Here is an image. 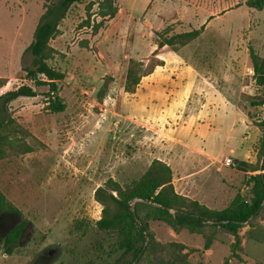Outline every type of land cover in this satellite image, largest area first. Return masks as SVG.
<instances>
[{"label":"rangeland","instance_id":"rangeland-1","mask_svg":"<svg viewBox=\"0 0 264 264\" xmlns=\"http://www.w3.org/2000/svg\"><path fill=\"white\" fill-rule=\"evenodd\" d=\"M60 1L0 0V86L7 84L9 89H15L23 84L33 85L24 71L32 59L26 49L47 9ZM99 1L83 0L74 4L60 21V34L51 42L60 51L51 65L69 78L58 83L65 111L51 113L47 110L49 87L43 86L37 88L35 98L29 97L13 106V111H8L9 117L7 113L0 114V120H7L27 106L39 116L33 131L29 127L33 136L27 141L35 148L29 153L34 156L26 160L29 166L26 167L27 162L22 158L19 160L20 156L0 161L2 190L23 212L12 218L11 226L26 218L31 220L14 252L0 253V264H31L36 253L50 246H55L57 253L46 264H108L114 259L106 251L111 240L95 226L102 211V206L94 199L97 185H103L108 178L128 185L165 153L185 155L187 151L183 146L164 134L169 132L174 139L182 140L189 136L179 135L174 130H164L161 134L152 126L154 122L146 127L131 120L132 116L139 115V104L125 93L126 69L130 59L145 60L152 55L156 32L167 26L172 33L193 27L200 31L205 27L183 52L198 70L213 77L217 90H221L220 86L224 88L229 101L235 98L233 90L241 82L249 83L245 72L252 80L255 77V72L252 76L247 70L251 67L249 48L264 56V48H256L258 44L254 42L264 37V9L256 11L247 7V0H222L216 9L209 10L219 11L220 6L235 8L212 19L202 12L196 20L198 25L185 19L164 28L157 19L156 0H117V6L122 9L119 16L104 20L95 31L94 26L102 21L97 15ZM192 4L197 6L199 2L193 0ZM103 88L107 89L106 95L99 100L98 93ZM205 88L192 96L189 109L201 110L205 122L210 124L204 142L200 138L196 140L220 162L203 171L201 165L187 163L181 168V176L190 175L184 178L189 195L176 191L210 208L223 209L238 193L251 198L248 180L252 174H244L224 161L227 157L235 162L246 160L240 152L244 146V151L249 153L257 144L261 135L257 125L264 120L261 119L264 106L250 108L249 113L243 108L236 112L230 104L220 100L216 89ZM239 97L243 105L251 106L248 95ZM31 114L29 110V121L26 114L12 118L24 129L31 123ZM234 147H238L237 152L233 151ZM11 164L16 167L10 168L8 175L6 169ZM166 228L171 229L159 222L151 223L158 241H175L170 237L158 238L166 236ZM6 229V224L1 226L0 235H4ZM181 233L182 240L193 246L203 245L201 236ZM228 237L229 234L222 232L217 235L219 243L214 246V254L207 257L208 264H239L231 256ZM245 240V264L264 258L262 228L256 227L247 233ZM99 241L104 243L101 250L97 246ZM193 253L199 252L191 253L192 260L202 259H195Z\"/></svg>","mask_w":264,"mask_h":264},{"label":"trees","instance_id":"trees-1","mask_svg":"<svg viewBox=\"0 0 264 264\" xmlns=\"http://www.w3.org/2000/svg\"><path fill=\"white\" fill-rule=\"evenodd\" d=\"M82 2L83 0H62L55 7L47 9L43 20L35 29L33 41L26 49L32 59L30 65L24 67V71L26 78L31 80L33 85L23 84L2 94L0 112L13 100L36 97L37 88L43 86L49 87L47 110L51 113L65 111L66 104L58 94V83L66 78V73L51 65V61L60 53L51 42L60 34V21L65 18L69 9L74 4ZM116 2L117 0L99 1L97 15L102 21L94 26L95 31L102 26L104 20L117 15L119 7ZM245 5L253 10L262 11L264 0H247ZM87 23L89 24V21ZM155 34L157 49L166 46L174 52H179L196 40L200 31L192 29L172 33L167 26ZM248 55L255 72L254 84L261 93L249 96L251 106L243 105V101H239L240 107L247 113L251 109L264 106V56L253 48H249ZM164 64L165 62L157 56V50L145 60L130 59L124 77L125 92L135 93L142 78ZM3 85L1 84L0 88ZM106 90L103 88L99 91V100L105 97ZM14 120L12 117L0 120V161L35 151L27 141L33 134L27 128L20 127ZM257 126L260 128L261 137L257 146L256 161L235 162L239 171L252 174L248 180V184L251 185L250 199L238 193L227 207L210 208L196 199L178 193L172 182V168L160 159L153 160L146 171L128 185L123 186L117 180L108 178L103 185L97 187L94 199L102 206V211L101 218L96 221L95 226L111 240L106 251L114 259L108 264H205L203 259L192 260L191 253H202L211 249L220 232L233 236L231 256L237 263H245L241 230L247 224L256 226L258 221H264V120ZM133 204L134 213L131 211ZM3 214L20 216L23 212L0 187V215ZM28 221H31L30 218L21 221L5 236H0V253L10 255L14 252ZM154 222L165 224L176 234L188 232L201 236L202 249L187 250V246L178 241H158L151 229V223ZM97 246L101 250L104 243L99 241Z\"/></svg>","mask_w":264,"mask_h":264},{"label":"crops","instance_id":"crops-1","mask_svg":"<svg viewBox=\"0 0 264 264\" xmlns=\"http://www.w3.org/2000/svg\"><path fill=\"white\" fill-rule=\"evenodd\" d=\"M192 1L193 0H156L155 4L157 3V7L159 8L158 9L159 13H157V19H159L161 27L164 28L165 26L173 24L178 20L183 22L185 19L191 20L193 21L192 24H195L197 23L196 20L199 19L200 14L202 12H206L205 17L212 19L215 17L223 16L227 14L229 11H231L233 8H235V7L233 8L231 7V8L223 9L225 7L220 6V8H218L219 11L218 10L211 11L209 9L210 8L216 9L217 6L221 4L222 0H211V2L210 0H194L197 3L199 2L197 6H195V4H192ZM152 2H154V0ZM121 10L119 9L116 15L117 17L119 16ZM146 23L148 22L146 21L145 24ZM196 25H198V23ZM204 28L205 27H203L200 30V34L204 31ZM193 29L196 28L193 27ZM190 30H192V28ZM254 42L258 44L256 48L258 49L264 48L263 47L264 37L262 39L258 38ZM184 48H182L179 52H174L169 47L166 46L157 49L156 44L153 42L150 52L152 53L155 50H157V55L165 62V64L163 66H158L152 74L143 77L135 93L133 94H129L127 92L125 93L130 95L132 98H135L139 104V109H138L139 115L131 117V120L133 122H136L146 127H149L152 124V122H154L152 126H154L158 131H161V134H164L162 132L164 130L165 131L174 130L179 135H182L181 133H183L186 136L190 137L189 139L182 140L181 138L174 139L169 132L164 134L168 138H171L174 142L182 145L187 152L185 153V155H181L175 152L174 153L169 152V153H165L163 157L158 158L168 163V165H170V167L172 168L174 172L173 182L176 187V190L184 195H189L188 192H186L187 184L184 183L185 182L184 180H186L184 178L190 175L181 176V171H182L181 168H183L184 165H186L187 163H195V165H201V168H203L201 171H203L204 169L210 168L216 162H220L217 160L216 156H213L212 154L207 152V150H205V148L199 144L198 140H196V138H200L204 142L203 138L206 137L207 132H210L211 127L210 124L205 122L201 110L194 112V109L192 108L189 109L192 96L196 94V92L202 93L203 90L206 89L205 87H209L214 90L216 89L215 90L216 94H218L220 100L223 101L224 104L226 105L230 104L231 107L236 112H240L239 111L241 109L239 105L240 94H245L253 97L259 95L260 93L258 87L254 84V80H252L251 76L247 75V73L245 72L244 75L246 74V76H248L247 78L249 79V83L241 82L240 85H238L235 89L233 88L234 90L232 96L235 98H232V100L229 101L226 95H224V92L222 90L224 88L220 86L221 90H217V87L214 84L215 82L212 79L213 77L210 78L211 76L198 70L192 64V62H190L188 56L184 54L183 52ZM250 69L251 67H249L247 70ZM66 79L69 78L67 77L65 78V80ZM9 90L10 89L8 85L4 84L0 88V96ZM26 99H29V97H21L9 102L8 104H6L4 109L1 110L0 114L7 113L8 115V111L9 112L13 111L12 110L13 106L18 104V102L20 101L22 102ZM204 106L205 103H202V107ZM29 110L32 113L31 123L30 124L27 123L28 127L25 128L29 130L30 127L33 131V129L35 128L34 127L35 123L39 119V116L37 115V112L34 111V109H29V107L27 106L22 107L20 110L14 113L13 114L14 116L12 115V117L19 116L17 114H26L27 119L29 121ZM33 120L36 121L34 122ZM258 142L255 145V147L252 150H250L249 153L248 151H244V146L242 147L240 153H244L245 155L244 157L246 160H241V161H246L250 163H254L256 161L257 159L256 151H257ZM233 151L237 152L238 147H234ZM30 156H34V154H25L23 156H20L19 160L21 161L22 158L23 160H25L24 162H27L26 160H29ZM13 158H11V160ZM25 165H27L26 167H28L29 161ZM14 167H16V165L14 164L8 165L6 169V173L8 175L11 174V170L9 169ZM99 186L100 185H97V187ZM0 187L2 188L1 185ZM7 216L12 219L16 215L7 214ZM19 223L20 222H17L14 225H12L10 229L5 232L4 235H0V236L2 237L5 236L11 229H13ZM256 227L262 228L264 232V221H260L257 224V226H251L247 224L242 228L240 235L242 237L243 248L244 246L247 245V241L245 240L246 234L253 231ZM166 232H167L166 236L161 235L158 238L164 239L165 237H170L171 240L184 243L188 247V249L190 248L202 249V245L193 246L186 240H182L183 233L177 235L169 228L168 229L166 228ZM233 242H234L233 236L229 235L228 246L230 249H231V244ZM217 243H219L218 239L216 240L215 244ZM215 244L211 249L205 250L202 253H193L192 256H195L196 257L195 259L202 258L204 263L208 264L207 257L214 254ZM256 262L264 263V258L255 259L253 264H255Z\"/></svg>","mask_w":264,"mask_h":264},{"label":"flooded vegetation","instance_id":"flooded-vegetation-1","mask_svg":"<svg viewBox=\"0 0 264 264\" xmlns=\"http://www.w3.org/2000/svg\"><path fill=\"white\" fill-rule=\"evenodd\" d=\"M5 224L7 225V229L5 231H7L10 229L9 226H11L12 224V219L8 217L7 214L0 215V229H1V226ZM24 231L25 229L22 231L20 241L24 236ZM20 241L18 245L20 244ZM56 253H57V248L55 246H50L45 249H42L38 253H36L34 260L32 261L31 264H46Z\"/></svg>","mask_w":264,"mask_h":264},{"label":"built area","instance_id":"built-area-1","mask_svg":"<svg viewBox=\"0 0 264 264\" xmlns=\"http://www.w3.org/2000/svg\"><path fill=\"white\" fill-rule=\"evenodd\" d=\"M249 73H250L252 76H254V71H253L252 69L249 70ZM261 119H264V117H261ZM259 121H260V120H259ZM224 163H225L226 165H229V166L235 165V167H236V163H235V161L232 160L231 158H226L225 161H224Z\"/></svg>","mask_w":264,"mask_h":264},{"label":"water","instance_id":"water-1","mask_svg":"<svg viewBox=\"0 0 264 264\" xmlns=\"http://www.w3.org/2000/svg\"><path fill=\"white\" fill-rule=\"evenodd\" d=\"M131 211L134 213L135 212V207H134V204L131 206ZM137 219V218H136ZM147 243V241H146Z\"/></svg>","mask_w":264,"mask_h":264}]
</instances>
